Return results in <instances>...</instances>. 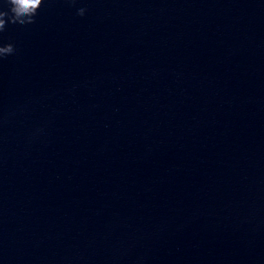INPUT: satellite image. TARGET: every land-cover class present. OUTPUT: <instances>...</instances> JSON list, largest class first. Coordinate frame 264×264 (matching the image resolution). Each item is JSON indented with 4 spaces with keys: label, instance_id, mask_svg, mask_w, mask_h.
Instances as JSON below:
<instances>
[{
    "label": "water",
    "instance_id": "water-1",
    "mask_svg": "<svg viewBox=\"0 0 264 264\" xmlns=\"http://www.w3.org/2000/svg\"><path fill=\"white\" fill-rule=\"evenodd\" d=\"M8 46L0 264H264V0H45Z\"/></svg>",
    "mask_w": 264,
    "mask_h": 264
},
{
    "label": "clouds",
    "instance_id": "clouds-1",
    "mask_svg": "<svg viewBox=\"0 0 264 264\" xmlns=\"http://www.w3.org/2000/svg\"><path fill=\"white\" fill-rule=\"evenodd\" d=\"M7 6L11 10L8 12L0 11V34H3L8 28V21L11 19L13 26H25L34 23V17L38 10L45 3V0H6ZM68 3L75 4L76 0H66ZM86 9L81 7L77 15L83 17ZM16 54L15 46L0 47V60L14 56Z\"/></svg>",
    "mask_w": 264,
    "mask_h": 264
}]
</instances>
